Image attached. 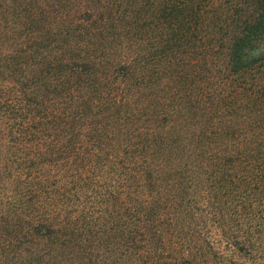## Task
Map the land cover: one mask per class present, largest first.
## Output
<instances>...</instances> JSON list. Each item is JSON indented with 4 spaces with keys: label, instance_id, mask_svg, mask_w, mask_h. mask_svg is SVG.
I'll return each mask as SVG.
<instances>
[{
    "label": "trees",
    "instance_id": "16d2710c",
    "mask_svg": "<svg viewBox=\"0 0 264 264\" xmlns=\"http://www.w3.org/2000/svg\"><path fill=\"white\" fill-rule=\"evenodd\" d=\"M0 264H264V0H0Z\"/></svg>",
    "mask_w": 264,
    "mask_h": 264
}]
</instances>
